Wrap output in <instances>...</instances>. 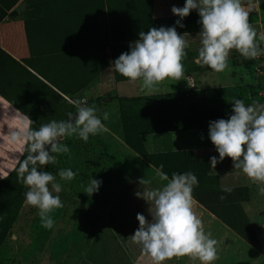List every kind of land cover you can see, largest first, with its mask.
Instances as JSON below:
<instances>
[{
    "label": "rangeland",
    "instance_id": "374dc122",
    "mask_svg": "<svg viewBox=\"0 0 264 264\" xmlns=\"http://www.w3.org/2000/svg\"><path fill=\"white\" fill-rule=\"evenodd\" d=\"M16 1L3 0L0 4V15L4 8L11 7ZM30 1L42 5L57 0H27V3ZM112 1L113 3L107 6L105 0H99L100 13L98 16L101 28L83 31L92 38L90 46L96 45V47L84 50L89 51L86 54L82 50L80 58L83 65H78V70L74 56L70 61L65 57L64 60L56 59L50 62L37 61L34 63V67H37L39 72H45L52 81H57L58 85H62L66 92L63 97L48 85L46 88L27 82L26 87L32 89L29 104V111L33 114L32 129L38 130L41 125L52 120H66L69 112L73 114L76 112L72 101L85 95L88 97L89 104H95L98 107V115L103 112L110 114L109 111L113 107L111 104L115 102V97L109 88V81H107L109 79L102 75L106 73L103 71L111 66L110 62L115 61L126 48L122 44L112 42L111 30L109 25L107 26V22L112 24L128 19L127 13L125 15L120 13L122 6L130 7L129 17L132 20L140 22L149 20L152 16V6L147 2L141 5L139 1L135 0L131 4L130 1L125 0L122 3H120L121 1ZM244 6L249 11L251 25L264 21V0H244ZM106 7L108 11H106ZM90 15L89 13L86 15L77 13L64 15L70 18L65 23L69 26L70 24L75 25L74 23L81 17L90 19ZM122 16L126 18H122ZM137 16L140 18H136ZM253 27L258 36L264 33V24L262 32L259 31L260 26ZM200 28L202 29V27ZM64 32L65 35L78 34V30L75 28H68ZM53 46L54 49L55 45L53 44ZM56 47L61 48L59 45ZM72 47H78V43H68L62 48ZM2 62L0 60V63ZM4 66L9 67L7 73L14 71L12 68L14 65L8 63ZM2 67L3 65L0 64V69ZM15 67L17 66L15 65ZM7 75L0 74L2 90L9 87V79L12 76L17 75L20 80L23 76L19 70L12 73L6 80ZM251 88L250 86L245 88L244 93L241 94L245 105H252L253 102L264 104V99L257 98L258 94ZM205 102L204 97L196 98L191 95L184 96V100L180 99L178 105L188 109L185 110L188 117L206 119L201 120L205 123L214 122V112L205 115L196 110L204 107ZM132 103L134 105L127 106V114L138 112L140 107L147 109L153 100ZM230 107L227 109L228 117L233 114V106ZM169 120L173 122L175 119ZM102 122L106 129L108 128L118 135V126L111 124L109 118ZM181 122L187 123L188 120ZM124 127L126 138L136 142L139 129L133 128V126L129 127L127 123H124ZM107 136L106 130L95 136L90 135L87 142L76 136L64 139L63 143L69 147L70 153L57 155V163L45 166L43 169L54 175H57L60 169H71L77 173L71 181L60 180L57 175V181L62 185V191L58 195L64 207L51 213L55 221L54 227L51 230L43 228L38 209L25 204V198L22 199L18 212L0 243V264H152L151 258L145 255L141 247L129 238L139 228V222L136 219L138 213L144 215L149 222L152 219L148 203L138 198L135 193L143 190L139 184V180L142 178L152 180V184L147 186L151 188L159 187L166 182L159 181L155 172L148 167L153 159L139 158L130 164L131 162L123 158V154L119 152V149L116 150L114 142ZM28 144L29 142L25 140L20 156L5 159L8 162L6 169L8 172L0 175V195L3 198L0 201V218L3 214L4 200L10 199L14 193L11 192L16 185L18 188H22L23 192L28 191L18 178L17 163L18 157L22 160L28 155L27 153L24 155ZM164 164L170 167L167 169L164 167L165 170L170 171H165L169 178L173 173L192 172L199 181L198 186L193 189V210L202 220L205 232L211 233V238L218 241V258L212 264H264V221L251 222L247 215V212L255 211L264 217V206L248 207V209L241 206L243 201H264V194L260 192L259 188L249 187L248 179L243 176L237 179L238 186L243 184V187L229 188L230 191H225V189H220L221 185L218 181H211L209 178L197 175L192 166L184 165V162L179 159H174L173 163L164 162ZM91 178L102 183L97 192L88 196L85 188ZM233 184L228 183L227 185L233 186ZM221 197L224 198L221 199ZM210 207L216 208V214L209 210ZM246 220L249 221L257 234L259 249H255L233 228L241 229L246 236L250 237V232L244 228ZM164 264H201V262L198 259L194 260L183 256L174 257L165 261Z\"/></svg>",
    "mask_w": 264,
    "mask_h": 264
},
{
    "label": "clouds",
    "instance_id": "9594fccd",
    "mask_svg": "<svg viewBox=\"0 0 264 264\" xmlns=\"http://www.w3.org/2000/svg\"><path fill=\"white\" fill-rule=\"evenodd\" d=\"M193 10L198 12L202 25L197 36L201 44L197 63L223 72L228 67L232 50L247 59L264 55L261 47L264 33L258 36L250 24L244 0H186L182 8L174 6L171 9L180 20ZM180 20L177 24L183 27ZM186 36L189 35L178 34L175 27H152L147 32L141 31L139 39L130 45V51L113 61L111 68L129 81H140L142 90L147 93L159 91V86L166 80L187 81L189 87H193L191 78L185 77L183 63L189 48ZM72 103L76 112H69L66 120H52L38 130L29 127L25 133L29 142L28 155L22 160L17 158L18 178L28 189L24 202L38 209L41 226L48 230L55 224L51 213L64 207L58 195L62 185L57 181V175L60 180L71 181L77 173L60 169L54 175L43 169L55 165L57 155L70 153L63 143L66 137L76 136L87 142L90 135L106 131L102 121L109 118V113L103 112L101 119L98 107L88 103L87 95ZM232 113L227 120L219 119L209 124V138L219 154V161L212 157L210 166L215 169L217 163L230 158L235 170L262 185L259 190L264 194V104L253 102L246 106L243 100L234 98ZM25 118L29 125L33 123ZM13 139H16L15 134ZM163 167L161 164L155 170L159 181L166 182L161 186L147 187L152 184L151 179L139 180L143 190L135 195L148 203L152 219L149 222L138 213L139 228L129 238L151 258L152 264H164L183 256L198 259L201 264H212L218 258V241L205 232L202 220L193 210V189L199 183L196 175L173 173L169 178ZM101 183L91 178L85 188L88 196L97 192Z\"/></svg>",
    "mask_w": 264,
    "mask_h": 264
},
{
    "label": "crops",
    "instance_id": "0c3cea01",
    "mask_svg": "<svg viewBox=\"0 0 264 264\" xmlns=\"http://www.w3.org/2000/svg\"><path fill=\"white\" fill-rule=\"evenodd\" d=\"M2 0H0L1 2ZM57 0L56 2L43 3L42 5L34 4L33 1L27 3V0H17L11 7L4 8V15L0 20V49L3 50L12 60L19 63L23 68L27 69L33 76L51 87L59 95L65 97L64 94L53 88L45 79L39 76L40 70L34 67V63L50 62L52 60H71L74 56L76 61V69L78 65H83L81 60L82 50L67 51L65 47L68 43H78L79 46L86 44L91 45V40L88 33L83 31L96 30L101 28L99 18L100 4L99 0ZM33 3V4H31ZM186 0H153L151 19L145 21H135L130 19V7H120V13L128 14V19H123L118 22H113L107 26L111 30L110 35L114 44H122L126 48L124 53L130 51V45L139 39L141 31L147 32L149 28L160 27L170 28L175 27L178 34L187 33L186 39L189 43V48L186 49L187 56L183 63L185 66V77L191 78L193 87H189L187 81L166 80L159 86V91L155 93H147L142 90L141 82H132L115 72L109 66L103 72L102 76L107 77L109 88L115 97V102H112V109L109 114L111 124L118 126V135L112 130L106 129L108 138L115 144L116 150L123 154V158L132 164L140 157L131 148H129L123 139V127L121 122V106L118 99H139V101H151L154 98L167 97L170 100L179 101L183 96H194L196 98L204 97L205 106L201 108V112L205 115L214 112V120H227L229 117L227 109L233 106V100L242 99L241 94L245 88L250 86L251 90L258 94L257 98L264 99V55L256 59H247L236 50H232L229 59L228 67L223 72H216L207 66H202L197 63L199 56L198 51L201 47L200 41L197 38L201 31L202 25L199 23L200 17L198 12L193 10L190 15L183 20L175 16L171 9L175 7L182 8ZM106 11L108 8L106 7ZM128 11V12H127ZM77 13L79 15L91 14L90 19L81 17L74 24L69 26L65 23L70 18L64 15ZM116 18V16H115ZM122 18H126L122 16ZM120 19V18H119ZM183 27L177 24V21ZM115 21V20H114ZM262 22H255L252 26H260L259 31L263 30ZM200 25V26H199ZM75 28L78 34L65 35L66 29ZM258 28V27H256ZM57 30V31H56ZM54 39V42H52ZM53 44L55 48L53 49ZM61 48L58 49L56 46ZM53 46V47H52ZM261 47L264 48V42H261ZM112 65V62H110ZM18 67V66H17ZM14 66V71L4 75L7 78L16 70L23 75L20 78L14 75L9 79L10 85L6 90H2L4 96L0 94V175L8 172V162L5 159L20 156L23 145L25 143V133L29 130L28 117L33 122V114L29 111L31 102V90L26 87L27 82L32 85L37 84L36 81L26 74L21 68ZM37 72V73H36ZM45 75L46 73L43 72ZM46 77H48L46 75ZM50 79V77H48ZM5 80V81H6ZM51 80V79H50ZM87 93V92H86ZM127 104V103H126ZM110 105V106H111ZM124 111L127 110V105ZM124 116H126L124 114ZM189 120L187 123L180 122L182 125L177 130L148 132L138 135L139 142L145 151L146 155L153 159L152 163L148 164L154 172L161 164L164 167L170 168L164 162L173 163L174 159H179L186 166H192L197 175H202L209 178L211 181H218L221 185L220 189H229L238 186L237 179L246 177L249 187L259 188L262 185L254 183L242 171L235 170L233 162L230 158H225L222 162L217 163L215 169L210 166L212 157H216L219 161V154L215 146L209 138L210 123L201 122L206 120L200 118L190 122L193 116L186 115L185 111L180 107L174 110L170 115V119ZM139 119V116L136 118ZM33 124V123H32ZM183 125H186L183 127ZM190 125H204L206 127H192ZM13 134L16 139H13ZM164 161V162H163ZM163 171L170 172L165 170ZM172 168V167H171ZM231 180V181H229ZM228 183H234L233 186H228ZM241 206L244 209L248 207L264 206L263 200L243 201ZM248 211V210H247ZM251 222L264 221L263 215L255 211L247 212Z\"/></svg>",
    "mask_w": 264,
    "mask_h": 264
},
{
    "label": "trees",
    "instance_id": "16d2710c",
    "mask_svg": "<svg viewBox=\"0 0 264 264\" xmlns=\"http://www.w3.org/2000/svg\"><path fill=\"white\" fill-rule=\"evenodd\" d=\"M3 1V0H2ZM1 1V2H2ZM107 3V6L112 4L113 1L112 0H105ZM115 2H119L122 3L124 0H114ZM125 1H130L129 3L131 4V2H135V1H139V4H143L145 2H147L150 6H152L153 4V0H125ZM0 2V4H1ZM126 3V2H125ZM116 5V4H115ZM110 14V13H109ZM4 15V12L1 13L0 15V20L2 18V16ZM136 18H140V16H137ZM141 18H144L143 16H141ZM96 47V45L87 47L86 45H82L78 47H72V48H67V51H74V50H87V48L91 49ZM89 51H84V54H86ZM0 60L3 61L2 64L3 67L0 69V74H6L7 70L9 69V65L8 66H4V64H12V66L16 65L19 68H21L22 70H24V72L26 74H28L29 76H31L37 84L44 86L47 88L46 84L43 83L42 81H40L37 77L33 76L29 71H27V69L23 68L19 63L15 62L14 60H12L3 50L0 49ZM6 62V63H5ZM11 66V65H10ZM14 68V67H12ZM37 73V72H36ZM39 76H41L43 79H45L53 88H55L56 90H58L60 93L65 95V90L62 88V85H58L57 81H52L50 79H48L46 77V75L44 73H37ZM53 93V91H52ZM0 94L2 96H4L1 88H0ZM55 94V93H54ZM57 95V94H56ZM59 97V95H58ZM182 100H184V96L181 98ZM139 101V99H133V100H128V99H118V103L121 106V122H122V127H123V139L125 144L131 148L136 154L139 155L140 159L141 158H148L151 159L150 157H148L145 153V151L143 150L139 139H138V135L141 133H148V132H162V131H170V130H177L178 128H180L182 125H179L181 121H176L174 120L172 122V120L170 119V115L173 113L174 110H178L180 108V106L178 105L179 101H175V100H171L169 98H165V97H160V98H154L153 99V103L150 104V107H147V109H144L143 107L138 108V112L134 113V114H127L125 110L124 111V103H125V107L126 105H134L132 102H136ZM149 101V100H147ZM152 101V100H151ZM127 103V104H126ZM182 108V107H181ZM183 111L188 110L186 107L182 108ZM199 110V112L201 114H204L203 112H201V109H196ZM201 110V111H200ZM186 113V112H185ZM199 113V114H200ZM124 114L126 116H124ZM187 115V113H186ZM139 116V119L137 120L136 118ZM194 120H198L196 117H193L190 122H193ZM189 121V120H188ZM124 123H127V125L133 126V128H138L139 132L137 133V137H136V142H132L129 141L128 138H126V134H124ZM186 125H183V127H185ZM192 127H206L204 125H190ZM209 126V125H207ZM32 129V125L29 126ZM141 132V133H140ZM139 148H138V146ZM28 154L27 151H25V154ZM14 192V193H13ZM13 193V195L10 196V199H6L4 200V203L2 205L3 208V214L2 217L0 218V243L3 240L7 230L10 227V223L12 221V219L15 217V215L18 212V209L20 207L21 204V200L26 198L25 197V191H22V188H18V186L16 185L14 190L11 192ZM2 196L0 195V201L2 200ZM213 214H216V208L215 207H210L209 209ZM234 230L241 235L249 244H251L255 249H259V241H258V237L257 234L254 230V228L250 225L249 221L246 220V222L244 223V228L247 229L251 236L248 237L246 236L241 229L237 228V227H233Z\"/></svg>",
    "mask_w": 264,
    "mask_h": 264
}]
</instances>
